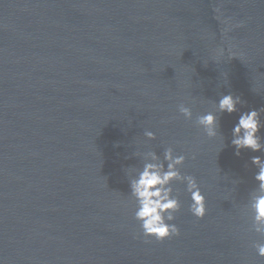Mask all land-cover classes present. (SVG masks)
Masks as SVG:
<instances>
[{"label": "water", "instance_id": "water-1", "mask_svg": "<svg viewBox=\"0 0 264 264\" xmlns=\"http://www.w3.org/2000/svg\"><path fill=\"white\" fill-rule=\"evenodd\" d=\"M229 93L219 152L195 121ZM253 109L264 122V0H0V264H264L247 213L264 151L231 144ZM169 146L207 214L174 182L180 235L161 242L126 169Z\"/></svg>", "mask_w": 264, "mask_h": 264}, {"label": "clouds", "instance_id": "clouds-1", "mask_svg": "<svg viewBox=\"0 0 264 264\" xmlns=\"http://www.w3.org/2000/svg\"><path fill=\"white\" fill-rule=\"evenodd\" d=\"M226 81V78H225ZM244 101L233 94L222 95L215 103L216 111L207 112L196 118V125L201 127L209 138L223 137L220 132L218 113H236L238 105ZM179 112L188 120L193 118L190 107L181 104ZM260 111L250 110L241 113L238 122L232 128L231 144L235 147V154L239 156L242 149L264 151V137L259 135L264 122L261 120ZM144 135L149 140H155L153 131H146ZM225 147L224 137L219 152ZM218 152V153H219ZM137 155H141L137 153ZM143 167L126 169L129 179L130 195L135 201L134 218L139 222L141 232L145 238L153 237L157 241H164L172 236L180 235V228L174 221L176 214L181 211L182 204L180 193L173 187L174 182L186 185L185 191L189 194L191 203L189 211L198 219H203L207 214L206 197L193 175H186L180 171L187 157L176 154L175 149L167 147L163 157L155 151L142 153ZM195 158V157H193ZM252 163L258 168L255 180L258 182L256 189L251 193L247 206V213L251 214V230L260 240L253 244L259 257H264V159L259 156L252 157Z\"/></svg>", "mask_w": 264, "mask_h": 264}]
</instances>
